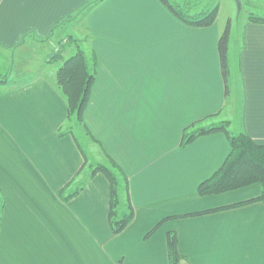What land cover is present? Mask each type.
Here are the masks:
<instances>
[{
  "label": "crops",
  "instance_id": "0c3cea01",
  "mask_svg": "<svg viewBox=\"0 0 264 264\" xmlns=\"http://www.w3.org/2000/svg\"><path fill=\"white\" fill-rule=\"evenodd\" d=\"M216 22L186 25L160 0H0V50L28 67L0 70V264H170L171 233L178 264H264V202L232 206L261 186L200 195L230 144L223 132L184 143L185 129L212 117L264 145V24L246 20L236 49L230 37L227 96ZM62 28L96 60L86 128L57 82L76 51L47 60ZM76 125L123 174L133 218L120 232L111 183L94 170L109 165L88 164Z\"/></svg>",
  "mask_w": 264,
  "mask_h": 264
},
{
  "label": "trees",
  "instance_id": "16d2710c",
  "mask_svg": "<svg viewBox=\"0 0 264 264\" xmlns=\"http://www.w3.org/2000/svg\"><path fill=\"white\" fill-rule=\"evenodd\" d=\"M178 19L189 26L205 28L215 24L219 14V6L203 4L204 0H160ZM248 21L264 24V16L249 14ZM232 31V22L228 21L227 27L222 32L219 43V55L222 66V74L225 81V94L230 93V58L229 47ZM73 39L71 45L62 47L57 60H64V53L68 47L76 51L66 58L57 71V82L61 88L68 105L69 116L74 117L78 123L84 124V113L88 106L91 90L95 82L96 60L93 53H88L81 48L79 40L70 34ZM54 62V60H52ZM8 75H0V84L5 82ZM228 120L209 118L208 121L194 123L185 129L184 143L212 132L225 133L230 152L222 166L198 187L200 195L220 194L237 190L253 184L261 186V193L257 198L238 203L240 205L253 200L264 202V145L254 141L244 131H233ZM89 133V131H87ZM114 166V165H113ZM101 171L111 183L110 221L115 232L123 230L133 218V210L129 206L128 212L120 211V192L116 174L110 167L99 165L94 169ZM128 189L125 194L128 199ZM205 212V211H203ZM198 212V213H203ZM168 252L170 264H178L181 254L177 249V240L174 234L168 237Z\"/></svg>",
  "mask_w": 264,
  "mask_h": 264
},
{
  "label": "rangeland",
  "instance_id": "374dc122",
  "mask_svg": "<svg viewBox=\"0 0 264 264\" xmlns=\"http://www.w3.org/2000/svg\"><path fill=\"white\" fill-rule=\"evenodd\" d=\"M211 4L212 5H218L219 6V14L217 18V27L218 29L221 30L222 32L225 30L227 27L228 21L231 20L232 22V36H231V48L236 49L238 41H239V29L242 27V24L247 20L249 14L253 13L259 16H264V0H242V8L239 11L237 4L235 0H204L203 4ZM74 34L78 38H82L85 35V32L82 29L80 21L73 22V27L71 29ZM70 31L68 28H62L57 30L56 32V38L54 39L55 41V46L52 47L51 43L53 40H49L50 45H46L45 51L47 54V60L52 61L54 60L56 62L57 60V54L60 53L62 47H66L72 44L73 39L70 37L69 32ZM28 51V50H27ZM19 52L13 51L10 53L3 54L2 50H0V70L1 72H5L9 74V77L14 78L15 76H19L22 74L27 73L28 67H26L22 60L18 58ZM24 72V73H20ZM233 87V85H232ZM80 124V123H79ZM74 133L79 139V141L83 144L84 148L88 152L90 161L88 164L92 163L95 164V162H105L111 170L116 174L117 177L120 178L119 183L121 186H123L125 181H122V173L117 169V167L113 166L109 160L103 158L102 154L100 153L99 148L96 146L94 147H89L87 144L92 143L88 136L85 134L84 129L82 126L76 125L74 128ZM95 158H94V157ZM96 165V164H95ZM119 184V190H120V208H126L129 207L128 201H127V196L125 194V190L123 187H121ZM125 186V185H124ZM129 209V208H128ZM127 209V212H128Z\"/></svg>",
  "mask_w": 264,
  "mask_h": 264
},
{
  "label": "water",
  "instance_id": "95a60500",
  "mask_svg": "<svg viewBox=\"0 0 264 264\" xmlns=\"http://www.w3.org/2000/svg\"><path fill=\"white\" fill-rule=\"evenodd\" d=\"M235 2L237 4L238 10L240 11L242 8V0H235Z\"/></svg>",
  "mask_w": 264,
  "mask_h": 264
}]
</instances>
